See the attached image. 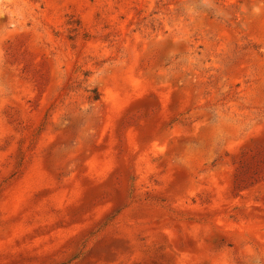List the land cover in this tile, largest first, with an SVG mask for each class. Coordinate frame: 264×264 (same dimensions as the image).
Masks as SVG:
<instances>
[{"label": "rangeland", "instance_id": "1", "mask_svg": "<svg viewBox=\"0 0 264 264\" xmlns=\"http://www.w3.org/2000/svg\"><path fill=\"white\" fill-rule=\"evenodd\" d=\"M0 264H264V0H0Z\"/></svg>", "mask_w": 264, "mask_h": 264}]
</instances>
